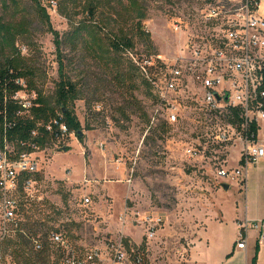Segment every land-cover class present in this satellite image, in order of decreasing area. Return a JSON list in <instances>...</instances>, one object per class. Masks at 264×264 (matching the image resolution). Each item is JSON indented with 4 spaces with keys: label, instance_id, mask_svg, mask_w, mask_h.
Wrapping results in <instances>:
<instances>
[{
    "label": "rangeland",
    "instance_id": "obj_1",
    "mask_svg": "<svg viewBox=\"0 0 264 264\" xmlns=\"http://www.w3.org/2000/svg\"><path fill=\"white\" fill-rule=\"evenodd\" d=\"M41 1L53 28L64 36L71 26L60 13V0ZM203 7V0L149 3V16L144 22L149 37L137 40L132 50L119 54L122 69L129 67L131 61L134 63V59L153 56L154 65L146 67L142 74L157 93V88L164 85L168 61L179 56L190 38L202 35L212 39L216 26L202 20ZM0 16L10 17L1 4ZM173 23L179 25L178 29ZM32 33L25 54L31 56L36 67L38 89L51 106L58 108L56 90L63 76L55 37L41 22L35 24ZM63 55L64 77L78 83L77 95L69 108L81 124L83 138L76 136L78 143L72 137L65 151L53 143L46 144L39 155L40 170L34 176L33 196L26 192L16 196L22 228L39 236L44 250L36 251L29 242L21 247L15 243L17 226L8 225L4 233L0 224L1 248L15 262L61 264L65 256L62 246L54 244L49 236L51 232H60L66 244L80 256L97 249L108 259L122 240L131 258L136 254L143 257L138 264H190L187 258L196 237V214L205 207L204 195L213 199L216 207L233 214L237 205L244 207L246 188L215 175L219 166L240 167L243 148L238 137L228 142L214 141L220 129H234L238 133L240 128L228 126L226 121L207 122L200 118L204 112L201 103L183 101L182 118L169 123L165 115L157 112L158 98L148 97L139 87L137 75L132 77L133 81L122 82L90 58L84 63L75 59V52H70L67 44L63 45ZM189 86H185L187 95L193 93ZM259 127L258 139L262 141L264 121L259 122ZM198 140L203 156L188 160L183 148L197 144ZM86 162L94 168L90 176L84 173ZM107 165L123 169V175L110 174L115 173L113 170L104 173ZM85 174L93 180L91 183L84 182ZM261 177L264 180V172ZM118 179L123 184H108L109 194L101 190L106 181ZM219 180L230 182L229 189L215 191ZM126 182L131 189L129 195ZM85 195L91 199L88 206L81 204ZM261 196L264 197V190ZM205 204L211 208L210 203ZM155 212L163 214L166 222L159 234L149 240L146 227L134 223V216ZM19 248L20 255L15 251ZM206 252L215 259L222 249L212 245Z\"/></svg>",
    "mask_w": 264,
    "mask_h": 264
},
{
    "label": "built area",
    "instance_id": "obj_2",
    "mask_svg": "<svg viewBox=\"0 0 264 264\" xmlns=\"http://www.w3.org/2000/svg\"><path fill=\"white\" fill-rule=\"evenodd\" d=\"M203 2L202 20L207 25L216 26L212 39L194 35L181 49L179 56L168 61L164 85L161 89L157 88V112L165 115L169 123H177L183 115L182 101L185 104L201 103L203 109H200L212 113L239 110L242 122L237 127L240 128L238 133L234 129H220L214 141L228 142L231 138L238 137L243 148L242 163L235 169L219 166L215 175L218 179L236 181L245 187L248 168L264 158V144L258 139V131L255 133L252 130L253 124L259 126V122L264 121V18L258 13L259 0ZM173 26L176 29L179 27L177 23H173ZM154 62L151 55L140 60L134 59L142 73L146 71V67L154 65ZM17 83L23 85V89L17 91L13 99L27 111L36 104L37 92L28 90L23 80H17ZM188 83L193 90L190 95L185 91V86L190 88ZM43 128L53 136L52 143L61 150L69 144L72 137H76L74 132L69 131L61 115L44 124ZM38 132L34 130L32 134L38 135ZM201 144H186L183 148L184 156L188 160L200 159L204 152ZM44 146L31 143L32 150L18 151L6 140L3 146L0 145V224L4 233L8 225L17 226V194L26 192L28 196H33L36 181L34 176L40 170L39 155L44 152ZM84 182L88 183L89 180L85 178ZM90 203V197L83 196L81 204L88 206ZM134 217V223L146 227L149 240L155 237L158 228L164 223L163 214L158 212L144 215L136 213ZM247 226V221L241 225L238 237L240 248L246 245ZM256 227H260V224L257 223ZM28 238L36 251L43 249L39 238ZM262 239L261 236L260 240ZM50 240L62 246L65 256L61 264H138L143 261L140 254L131 258L122 240L108 259L97 249L84 256L76 254L71 245L66 244L60 232H52ZM1 243L0 240V264H20L6 256Z\"/></svg>",
    "mask_w": 264,
    "mask_h": 264
},
{
    "label": "trees",
    "instance_id": "obj_3",
    "mask_svg": "<svg viewBox=\"0 0 264 264\" xmlns=\"http://www.w3.org/2000/svg\"><path fill=\"white\" fill-rule=\"evenodd\" d=\"M156 1L168 0H60V13L71 26L63 36L53 28L49 12L41 0H0L4 11L10 15L9 18L0 16V145L3 146L6 140L16 150L23 151L32 150L31 143L44 146L54 142L43 125L58 115L62 116L70 132L83 138V135L78 136L82 131L81 124L69 108L70 101L77 95L78 83L64 77L62 72L66 66L64 44L68 45L70 52H75V59L84 63L90 58L122 82L133 81L132 77L137 75L139 87L145 90L146 95L158 98L153 85L138 66L131 61L130 66L123 70L119 59V54L132 50L137 40L148 39L149 32L144 22L149 16V3ZM39 22L54 35L58 50L59 70L63 76L56 90L58 108L51 106L38 89L36 67L31 56L25 54L26 44L30 45L34 26ZM17 80H23L26 88L38 95L36 104L27 111L13 99V95L23 89ZM202 113L200 118L207 122L226 121L237 127L242 122L237 109ZM34 130L39 131L38 135L32 134ZM252 130L256 133L259 126L253 124ZM22 224V220H18L15 228L18 238L15 243L21 247L31 243L28 236H33L25 232ZM33 237L43 243L39 236ZM43 250L44 247L40 252ZM15 251L20 255L22 250Z\"/></svg>",
    "mask_w": 264,
    "mask_h": 264
},
{
    "label": "crops",
    "instance_id": "obj_4",
    "mask_svg": "<svg viewBox=\"0 0 264 264\" xmlns=\"http://www.w3.org/2000/svg\"><path fill=\"white\" fill-rule=\"evenodd\" d=\"M258 13L264 18V0H259ZM74 138L79 143L78 138ZM261 142L264 144V139H262ZM66 147L67 146H65V150ZM85 167L84 173L90 176L91 173L94 172V168L92 169L91 165L89 166L87 162ZM103 170L104 173H108V171L113 170L115 173L110 174L116 176L118 174L123 175L124 172L123 169L117 170L113 167H109L108 165L104 167ZM69 171L71 173V170ZM263 172L264 158L256 165H252L248 168L246 172V195L244 199V207L240 209L237 205L236 209H234V214L216 207L214 200L210 199L208 195H204L205 198H202V202L204 203V208H207L205 210L204 208L199 209L196 214V237L192 241V246L190 247V252L187 258V261L190 264H264V197L261 196V190H264V180L261 177ZM85 178H87V175ZM88 180V183L93 181L90 179ZM131 182L128 180V183ZM117 183L121 185L123 184L121 179L116 180V182L110 180L106 181L105 185L102 184L101 190H103L105 194H109L107 185ZM128 183L126 185V195H129V192L131 191V189H128ZM217 183V189L215 191L228 190L230 187V182H221L219 180ZM222 183H228V189L223 188ZM239 185L240 187H243L240 183ZM101 190L99 192H101ZM209 191L210 190H208V192ZM207 202L211 204V208L205 204ZM236 202L238 203L237 200ZM163 217L164 223L158 228L156 234H159V231L166 222L164 215ZM246 221L248 222V226L245 231L246 245L244 248H240L238 247V237L242 230L241 225ZM257 223L260 224V227H256ZM261 236L263 237L262 240H260ZM212 245H217L222 249L221 255L215 259L212 255L206 252V250Z\"/></svg>",
    "mask_w": 264,
    "mask_h": 264
},
{
    "label": "water",
    "instance_id": "obj_5",
    "mask_svg": "<svg viewBox=\"0 0 264 264\" xmlns=\"http://www.w3.org/2000/svg\"><path fill=\"white\" fill-rule=\"evenodd\" d=\"M84 134L83 131L78 132V136H82ZM63 151H65V147L62 148ZM223 188L228 189L229 184L228 183H222Z\"/></svg>",
    "mask_w": 264,
    "mask_h": 264
}]
</instances>
